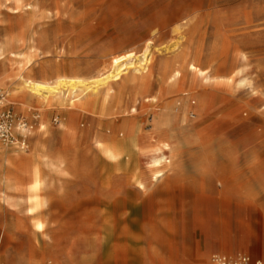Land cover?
Here are the masks:
<instances>
[{
	"label": "rangeland",
	"instance_id": "rangeland-1",
	"mask_svg": "<svg viewBox=\"0 0 264 264\" xmlns=\"http://www.w3.org/2000/svg\"><path fill=\"white\" fill-rule=\"evenodd\" d=\"M11 1L0 0V43L12 49L22 38L35 49L25 69L0 58L3 104L29 128L26 137L12 127L24 147L0 141V264H205L239 253L264 260V0H61L59 13L44 5L29 26ZM161 11L182 18L157 30ZM144 51L142 94L127 68L116 81H97L110 55ZM138 64L133 57L129 67ZM181 67L178 79H161L164 68ZM235 67L245 78L239 87ZM18 73L54 89L30 96ZM57 76L75 87L56 85ZM184 98L194 102L192 125L176 128L182 149L152 179L143 135L154 117L182 116ZM68 121L75 162L41 168L45 205L29 214L18 188L33 181L38 162L6 164L2 155L56 152ZM114 125L125 151L109 163L91 148Z\"/></svg>",
	"mask_w": 264,
	"mask_h": 264
},
{
	"label": "bare ground",
	"instance_id": "bare-ground-1",
	"mask_svg": "<svg viewBox=\"0 0 264 264\" xmlns=\"http://www.w3.org/2000/svg\"><path fill=\"white\" fill-rule=\"evenodd\" d=\"M72 5L77 3L78 0H69ZM12 10L14 12H18L20 15L26 14L27 17L24 18V22L27 26L31 24L32 19L29 17L30 15H35L42 6L47 5H54L56 8V14L59 13V10L61 9V0H50L51 3L46 4L45 0H12ZM91 10V9H90ZM89 10V11H90ZM161 11L158 16V20L156 21L157 30L164 28L178 20H180L182 17L174 16V14H165L166 12ZM193 13V10H189L188 13ZM164 14V15H163ZM157 16V17H158ZM29 17V18H28ZM156 17V18H157ZM19 45H16L15 48L10 49L7 44L0 43V58L3 60L2 63L7 66V63L10 64L11 69L13 66H17V69H25L31 66L32 63V57L34 54L35 47L33 45L27 44V41L24 39H20ZM27 44V45H26ZM234 55H236V62H241V64L244 62V55L241 52V50L237 51ZM238 56H241V60L238 59ZM133 57L135 59L139 60L138 65H134L133 67H129L130 64L133 63ZM7 60V61H5ZM148 54L145 53V51L141 54L140 57H137L133 55L132 52H128L122 55L118 54H112L109 58L108 63V73L104 75L103 77L99 78L97 81L99 83H108L111 81H116L121 77V75L124 73V70L130 69L133 72L132 80L139 83L140 86V94L143 93V71H145L148 67ZM235 62V63H236ZM188 70L194 71L196 67L193 64L187 65ZM7 68V67H6ZM184 67H181L180 69L173 70L169 75H167L166 69H163L161 79L165 81H174L181 77L184 71ZM236 71L234 73V77L237 79L235 80V86L239 87L245 84V78H243L241 75L243 73V70L239 67H235ZM234 70V69H233ZM6 72V69H5ZM3 73V75L0 77L2 82L6 81V77L8 76V73ZM200 75H202L205 79H208V75H206L203 71H199ZM167 75V76H166ZM18 77L21 79L20 81V89L22 91L27 92L30 96L31 95H43L41 92L42 90H47L51 92V89H54V87L48 86L44 82H36L31 80L30 78H23L21 73H18ZM57 82L56 85L60 86H66L67 88L73 89L75 87V82L72 80H62L61 76L56 77ZM230 81H233V79H230ZM106 96L110 97V88L107 89ZM143 96V95H142ZM143 99V97H142ZM179 105H182V116L178 112L174 114V119H161L154 117L153 118V127H151L145 134L143 135L142 142L146 146L145 150V157L147 160V166L151 170V178L157 179L161 176V170L158 169V167L163 163H168L173 159V157L176 155V153L182 149L183 141L178 140L177 134H176V128H188L192 125V122L187 118L186 113L193 104H189L188 100L182 99ZM176 105V111L179 110V106ZM132 110H135L133 108ZM71 121H68L66 123L65 132L64 135L66 137H63L61 140L60 146L57 148L58 150L52 154L50 153H39L35 152L34 155L29 154H12V153H4L2 155V158L4 159V162L6 164L14 163V162H23L25 160H28V158L33 157V159H36L38 163L31 166V175L33 177V181L23 188H18L19 191H25L27 193V196L25 197V201L28 203L27 212L29 214H33L36 210L43 207L45 205V201L42 199V197L39 195V191L42 188L44 181L40 178V170L42 167L47 168L50 171H56L63 169L64 166L68 164H73L75 162V154L76 151L71 149V141H72V132L71 129ZM29 131V128H26V137L27 133ZM118 126L114 125L112 129L105 134H102L94 141V148L95 152L98 153V155H102L107 162H115L117 161L122 154L124 153V145L125 143L122 141L121 138L118 137ZM132 129L130 128L127 132L130 134ZM123 135V134H121ZM104 138V141H103ZM25 146V143H24ZM69 146V147H68ZM124 148V149H123ZM99 155V156H100ZM111 180H109L107 183H110ZM131 183L136 184L139 188H145V182L140 179L138 176L132 177L130 180ZM218 184L222 186V182L219 181ZM209 189H214V183L210 180L207 183ZM11 186H8L10 188ZM38 226H42L41 222H37L35 224V227L38 228ZM42 228V227H39Z\"/></svg>",
	"mask_w": 264,
	"mask_h": 264
},
{
	"label": "built area",
	"instance_id": "built-area-1",
	"mask_svg": "<svg viewBox=\"0 0 264 264\" xmlns=\"http://www.w3.org/2000/svg\"><path fill=\"white\" fill-rule=\"evenodd\" d=\"M4 94L0 92V141L4 143H20L24 147V140H19L17 135L12 133V127L27 128L26 122L17 118L12 110L3 104ZM205 264H264L263 260L253 258L247 253L239 254H214Z\"/></svg>",
	"mask_w": 264,
	"mask_h": 264
},
{
	"label": "crops",
	"instance_id": "crops-1",
	"mask_svg": "<svg viewBox=\"0 0 264 264\" xmlns=\"http://www.w3.org/2000/svg\"><path fill=\"white\" fill-rule=\"evenodd\" d=\"M247 254H249V255L252 256L253 258H258V257H254V256L251 255L250 253H247ZM258 259L263 260L262 258H258ZM263 261H264V260H263Z\"/></svg>",
	"mask_w": 264,
	"mask_h": 264
},
{
	"label": "snow or ice",
	"instance_id": "snow-or-ice-1",
	"mask_svg": "<svg viewBox=\"0 0 264 264\" xmlns=\"http://www.w3.org/2000/svg\"><path fill=\"white\" fill-rule=\"evenodd\" d=\"M39 227H42V226H38V228H39Z\"/></svg>",
	"mask_w": 264,
	"mask_h": 264
}]
</instances>
